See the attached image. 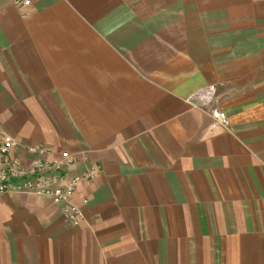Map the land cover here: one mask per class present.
Masks as SVG:
<instances>
[{"label":"crops","instance_id":"0c3cea01","mask_svg":"<svg viewBox=\"0 0 264 264\" xmlns=\"http://www.w3.org/2000/svg\"><path fill=\"white\" fill-rule=\"evenodd\" d=\"M0 132L101 166L78 225L1 195L0 264H264V0H0Z\"/></svg>","mask_w":264,"mask_h":264},{"label":"built area","instance_id":"2783aa9c","mask_svg":"<svg viewBox=\"0 0 264 264\" xmlns=\"http://www.w3.org/2000/svg\"><path fill=\"white\" fill-rule=\"evenodd\" d=\"M19 7H27L31 0H15ZM211 129L228 128L230 117L218 107H211ZM25 149L32 159L30 162L18 154ZM53 148L39 144H23L14 136L0 132V196L8 191L33 192L46 195L53 199L66 219L72 225L84 220L85 214L74 202L75 192L82 182L90 183L100 173L101 166L91 162L87 157L80 159L68 151L61 153V158L54 160L49 157ZM83 164L82 171L69 175L70 170ZM87 202V200H85Z\"/></svg>","mask_w":264,"mask_h":264}]
</instances>
